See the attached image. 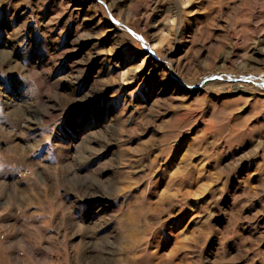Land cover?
<instances>
[{"label":"rangeland","instance_id":"rangeland-1","mask_svg":"<svg viewBox=\"0 0 264 264\" xmlns=\"http://www.w3.org/2000/svg\"><path fill=\"white\" fill-rule=\"evenodd\" d=\"M0 264H264V0H0Z\"/></svg>","mask_w":264,"mask_h":264},{"label":"bare ground","instance_id":"bare-ground-1","mask_svg":"<svg viewBox=\"0 0 264 264\" xmlns=\"http://www.w3.org/2000/svg\"><path fill=\"white\" fill-rule=\"evenodd\" d=\"M113 5H115L114 2L111 4V6H113ZM221 72H223V71H221ZM218 83H219V82H218ZM220 84H221V83L217 84L216 81H214V82H212V83H209L210 87H211V86H216V85H219V86L222 85L221 87L224 86L223 84H221V85H220ZM234 85H235L236 89H242L243 91H246V90H248V89L251 90V89L254 88V87L252 88V87H251L250 85H248V84H243V85H241V84H239V83H237V82H236ZM240 87H242V88H240ZM223 88H225V87H223ZM223 90H225V89H223ZM255 91H256V90H255Z\"/></svg>","mask_w":264,"mask_h":264}]
</instances>
